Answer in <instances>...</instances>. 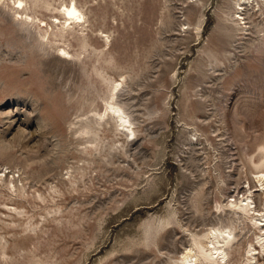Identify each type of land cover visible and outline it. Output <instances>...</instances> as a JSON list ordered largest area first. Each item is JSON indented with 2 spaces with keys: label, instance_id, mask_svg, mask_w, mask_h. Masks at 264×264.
I'll list each match as a JSON object with an SVG mask.
<instances>
[{
  "label": "rangeland",
  "instance_id": "374dc122",
  "mask_svg": "<svg viewBox=\"0 0 264 264\" xmlns=\"http://www.w3.org/2000/svg\"><path fill=\"white\" fill-rule=\"evenodd\" d=\"M262 160L264 0H0V264H264Z\"/></svg>",
  "mask_w": 264,
  "mask_h": 264
},
{
  "label": "bare ground",
  "instance_id": "6f19581e",
  "mask_svg": "<svg viewBox=\"0 0 264 264\" xmlns=\"http://www.w3.org/2000/svg\"><path fill=\"white\" fill-rule=\"evenodd\" d=\"M19 5L21 7L22 2H20ZM63 15L68 21H71L70 25L75 23L79 24L82 23V21H84V15L78 10L75 4L66 6ZM46 36L41 34L40 38L43 40L41 42L42 46L45 45L44 40ZM48 44L46 42V45ZM60 51H61V56L69 55V53L66 50L60 49ZM118 88L119 86H117L114 91L116 92ZM115 104L116 103H113L112 101L107 104L108 110L114 113V114L112 113L110 114L113 116L116 114V116H118L120 119L119 121H121L122 124L121 126L126 128L128 132L130 131L131 133L129 132V134L133 135L135 131L132 129L133 124L130 118H128V114L126 116L125 112L119 107H116ZM260 165L264 166V160H262ZM256 179H259L258 181L261 183L262 188H264V172L261 173V175ZM230 207L233 209V211H237V213H239L247 220H249L252 226L259 231L257 235L258 245H260L263 248V252H264V208L261 211H259L253 201V198L250 199V197L241 201V203L231 204ZM233 232L234 231H231L229 229L220 230V229L212 228L209 231V233L205 235V238L208 240L207 241L204 238L207 241L206 244L198 242L197 237L193 236L194 248L189 249L185 254H183L182 257L183 264H229L227 261L228 247H230V245L236 239ZM256 251L257 249L255 248V249H251L248 252L250 257L249 260L246 262V264H260L257 258L258 253Z\"/></svg>",
  "mask_w": 264,
  "mask_h": 264
}]
</instances>
